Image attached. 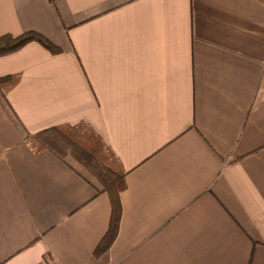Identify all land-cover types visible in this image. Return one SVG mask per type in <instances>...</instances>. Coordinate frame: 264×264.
<instances>
[{
    "label": "crops",
    "instance_id": "obj_1",
    "mask_svg": "<svg viewBox=\"0 0 264 264\" xmlns=\"http://www.w3.org/2000/svg\"><path fill=\"white\" fill-rule=\"evenodd\" d=\"M0 264H264V0H0ZM87 123L126 172L110 203L25 140Z\"/></svg>",
    "mask_w": 264,
    "mask_h": 264
},
{
    "label": "trees",
    "instance_id": "obj_2",
    "mask_svg": "<svg viewBox=\"0 0 264 264\" xmlns=\"http://www.w3.org/2000/svg\"><path fill=\"white\" fill-rule=\"evenodd\" d=\"M54 3L56 0H49ZM38 42L50 53L61 52V48L44 34L28 30L18 35H0V56L10 54L29 42ZM18 75L0 76V93L11 88ZM25 140L34 152L49 151L58 159H71L80 165L94 181L96 193H106L110 203V218L106 232L98 242L94 255L107 260L109 248L114 242L120 225L122 205L120 193L126 188V172L121 168L103 139L85 122L60 123L35 132H26Z\"/></svg>",
    "mask_w": 264,
    "mask_h": 264
}]
</instances>
